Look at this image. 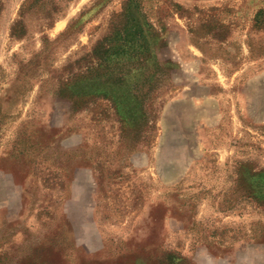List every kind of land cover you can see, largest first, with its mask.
Wrapping results in <instances>:
<instances>
[{"label": "rangeland", "instance_id": "rangeland-1", "mask_svg": "<svg viewBox=\"0 0 264 264\" xmlns=\"http://www.w3.org/2000/svg\"><path fill=\"white\" fill-rule=\"evenodd\" d=\"M0 264H264V0H0Z\"/></svg>", "mask_w": 264, "mask_h": 264}]
</instances>
